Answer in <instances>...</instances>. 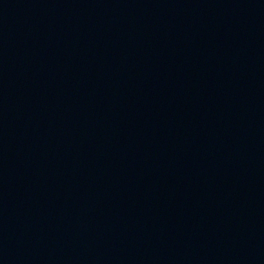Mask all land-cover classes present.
Listing matches in <instances>:
<instances>
[{
	"label": "water",
	"instance_id": "95a60500",
	"mask_svg": "<svg viewBox=\"0 0 264 264\" xmlns=\"http://www.w3.org/2000/svg\"><path fill=\"white\" fill-rule=\"evenodd\" d=\"M0 264H264V0H0Z\"/></svg>",
	"mask_w": 264,
	"mask_h": 264
}]
</instances>
